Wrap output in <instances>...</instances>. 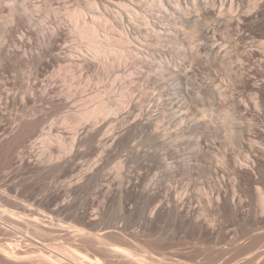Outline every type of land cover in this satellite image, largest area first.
Returning a JSON list of instances; mask_svg holds the SVG:
<instances>
[{"label": "rangeland", "instance_id": "obj_1", "mask_svg": "<svg viewBox=\"0 0 264 264\" xmlns=\"http://www.w3.org/2000/svg\"><path fill=\"white\" fill-rule=\"evenodd\" d=\"M106 1L0 0V244L103 264H264V0H186L174 16L205 20L208 40L130 31L146 53L116 81L70 18L120 28L119 0ZM95 94L113 113L83 121ZM0 264L43 263L0 251Z\"/></svg>", "mask_w": 264, "mask_h": 264}, {"label": "bare ground", "instance_id": "obj_2", "mask_svg": "<svg viewBox=\"0 0 264 264\" xmlns=\"http://www.w3.org/2000/svg\"><path fill=\"white\" fill-rule=\"evenodd\" d=\"M107 1L112 2L111 0ZM183 3L185 4L186 0H151L152 9L141 13L137 9L139 7H136L138 5L136 3V5L133 4V0H119L118 5L115 4V6H118L119 11L115 10V12H117L116 17L119 15L122 25L120 28L113 29L108 22L107 16L99 12L86 14L80 9H74L71 10L70 18L73 22V27L76 33L87 42V48L91 53L90 57H92L93 63H95L94 68L96 71H98L101 77H112L115 75L113 78L116 81L121 78L119 72L128 65V57L136 55V59H138V61H142L146 53L143 49L133 47V44L129 40L130 31L140 35L141 30L145 27L147 28L146 31L151 30L157 41L164 40L167 41V43L177 44L178 46H182L181 43L184 39L191 40L196 36V34L208 40L210 28L205 20L198 18H187L182 20L181 17L176 15V17L174 16V14L178 15V12L182 10L181 8ZM92 7L97 9V4L94 2ZM164 10L167 12L171 10L172 13L170 12L171 14H168L167 12H163ZM123 20L125 23H123ZM138 21H140L139 24ZM178 29L185 31L183 32L185 33L184 39L178 38ZM112 34H115L117 37H113ZM145 37L147 40L140 37L141 44L144 47L147 46V48L157 49L158 51H166L164 48L159 50L160 47H156V41L155 43H152V40L148 39L147 35H145ZM112 42L120 44L130 43V47L129 49H123L121 47L114 48V46L112 47ZM221 62L225 63L223 59H221ZM101 77L98 78L101 79ZM176 84L177 83L172 81V88H170L171 92L167 93V95L170 94L172 98L177 97L179 93V90L176 88ZM163 86L165 87V85ZM94 97L100 98L99 94H95ZM122 97H126V95H123ZM177 112L179 111L177 110ZM112 113V107L101 99L96 106L87 108L82 112L81 120H92L94 122L100 117H107ZM72 120L75 123H78L79 121V119L76 118H72ZM57 142L58 144H61L58 138ZM34 220L38 221L39 217L35 215ZM107 229H105L102 234L108 233ZM17 233L20 232L17 231ZM22 236L25 235L22 234ZM29 240L33 243L36 238L31 237ZM35 242L42 245V250H39L38 252L33 251L30 253H19V243L16 245L14 242L4 241V243L2 242L0 244V251L9 258L16 260L39 261L43 264H103L99 258H91L77 249L72 248V246L65 247L62 244L58 245L53 243L52 245H46L47 243L42 244V242L38 240Z\"/></svg>", "mask_w": 264, "mask_h": 264}]
</instances>
